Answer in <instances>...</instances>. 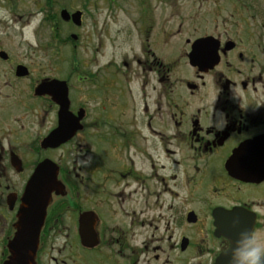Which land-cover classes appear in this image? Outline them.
<instances>
[{
    "label": "flooded vegetation",
    "instance_id": "flooded-vegetation-1",
    "mask_svg": "<svg viewBox=\"0 0 264 264\" xmlns=\"http://www.w3.org/2000/svg\"><path fill=\"white\" fill-rule=\"evenodd\" d=\"M43 1L50 29L33 55L0 40V264L42 162L64 190L51 192L34 264H225V237L264 242V0H229L193 29L154 13L168 0H130L129 31L85 43L89 0ZM100 1L114 17L119 0ZM79 43L102 60L56 61Z\"/></svg>",
    "mask_w": 264,
    "mask_h": 264
},
{
    "label": "rangeland",
    "instance_id": "rangeland-1",
    "mask_svg": "<svg viewBox=\"0 0 264 264\" xmlns=\"http://www.w3.org/2000/svg\"><path fill=\"white\" fill-rule=\"evenodd\" d=\"M212 1L168 0L167 4H159L154 13L161 12L162 18L169 20V26L173 25L176 28L177 24L182 23V29H193L197 17H201L202 21L204 20L202 25L208 24V21L213 18L214 9H216L217 14H220L218 19H221L230 5L229 0H215V8ZM118 3L120 5L113 12L114 17H108L106 7L98 9L103 5L100 0H89L88 11L90 15L88 14L83 29L78 31L84 43L86 38L83 39V37L86 35L96 37L94 36L95 33H100L102 29L108 30L112 34L131 29L130 20L132 16L130 15L133 10L129 4L132 2L119 0ZM62 5L69 8H81L83 0H65ZM43 9V0H0V40H3L5 47L12 53V57L22 58L29 54L31 56L34 54L32 50L45 41V37L49 34L50 23L43 21ZM84 43H79L76 47L68 46L60 49L57 52L56 61H68L70 57L73 62L79 64L85 60L92 61L89 57L101 61L100 56L91 49L85 48ZM127 47L126 45L122 50ZM119 54H122V51ZM119 54H116L115 59L118 58ZM110 56L111 52L107 50L103 60L104 58L107 60ZM36 60L38 61L39 58Z\"/></svg>",
    "mask_w": 264,
    "mask_h": 264
},
{
    "label": "water",
    "instance_id": "water-1",
    "mask_svg": "<svg viewBox=\"0 0 264 264\" xmlns=\"http://www.w3.org/2000/svg\"><path fill=\"white\" fill-rule=\"evenodd\" d=\"M80 15V11H75L71 14L75 24H80ZM61 16L63 18L70 17L66 10L61 11ZM197 56L198 55L193 53L190 54V59L193 64H196L194 61L197 59ZM197 62H200L199 58ZM56 133H59V130ZM44 163L45 162H42L36 168L31 180L28 182L24 201L29 209L23 208L18 214L20 220L16 224V233L8 245L12 256L3 264H34L38 236L43 224L51 192L55 191L56 194L63 193L64 186L57 179L58 168L53 164L51 168H48L47 171L44 172V168L47 167ZM44 173H46L48 177L42 178L41 176ZM28 215L32 216L30 224L24 222V218ZM226 216H228V214H226Z\"/></svg>",
    "mask_w": 264,
    "mask_h": 264
},
{
    "label": "clouds",
    "instance_id": "clouds-1",
    "mask_svg": "<svg viewBox=\"0 0 264 264\" xmlns=\"http://www.w3.org/2000/svg\"><path fill=\"white\" fill-rule=\"evenodd\" d=\"M219 123L215 125L217 131H222L227 120L223 113H219ZM209 126H213L210 122ZM238 218H233L232 224L238 226ZM226 243L218 249L225 258V264H264V242H260L250 229H241L235 232V239L224 238Z\"/></svg>",
    "mask_w": 264,
    "mask_h": 264
}]
</instances>
